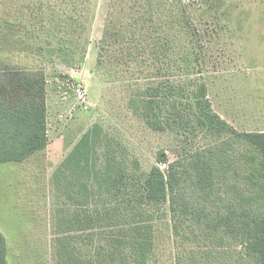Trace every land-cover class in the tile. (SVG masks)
Returning a JSON list of instances; mask_svg holds the SVG:
<instances>
[{"label":"trees","instance_id":"16d2710c","mask_svg":"<svg viewBox=\"0 0 264 264\" xmlns=\"http://www.w3.org/2000/svg\"><path fill=\"white\" fill-rule=\"evenodd\" d=\"M143 1H114L135 13L109 31L134 63L112 76L130 81L133 114L172 136V155L159 149L148 170L101 125L87 130L54 174L73 203L55 211L56 264H264V131L239 130L214 108L188 7L146 0L139 15ZM90 5L0 0L1 162L48 146V80L36 60L80 50ZM7 255L0 231V264Z\"/></svg>","mask_w":264,"mask_h":264},{"label":"rangeland","instance_id":"374dc122","mask_svg":"<svg viewBox=\"0 0 264 264\" xmlns=\"http://www.w3.org/2000/svg\"><path fill=\"white\" fill-rule=\"evenodd\" d=\"M114 1L91 0L77 53L36 60L48 80L49 144L23 162L0 161V231L7 240L9 264H56L54 224L62 212L55 216V211L67 205L70 209L73 203L57 194L54 174L94 125L118 138L145 169L156 163L159 149L172 155V136L139 120L128 105L130 89L124 86L130 81H114L112 76L111 69L123 60L134 63L130 51L122 52L109 34L115 21L129 22L133 14L123 13ZM181 1L201 34L203 78L214 108L239 130L264 131V0ZM81 86L86 102L77 97ZM244 107L256 113L248 114L250 125L241 126L237 109Z\"/></svg>","mask_w":264,"mask_h":264},{"label":"crops","instance_id":"0c3cea01","mask_svg":"<svg viewBox=\"0 0 264 264\" xmlns=\"http://www.w3.org/2000/svg\"><path fill=\"white\" fill-rule=\"evenodd\" d=\"M244 103H246V102H243V105H244ZM245 109H243V110L239 109V108L237 109L238 110V114L240 115L238 120H239L240 123H242L241 126L250 125V122L252 120L249 119V115L248 114L256 113V110H253V109L250 110L249 108H247L246 110ZM255 121H257V119H255ZM261 131H263V130H261Z\"/></svg>","mask_w":264,"mask_h":264},{"label":"built area","instance_id":"2783aa9c","mask_svg":"<svg viewBox=\"0 0 264 264\" xmlns=\"http://www.w3.org/2000/svg\"><path fill=\"white\" fill-rule=\"evenodd\" d=\"M76 91H77L78 99L81 100L82 102H86L87 97H86L85 89L81 86V87L77 88Z\"/></svg>","mask_w":264,"mask_h":264}]
</instances>
